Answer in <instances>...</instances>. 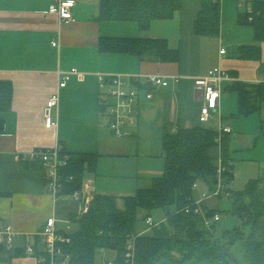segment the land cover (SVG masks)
<instances>
[{
  "label": "crops",
  "instance_id": "obj_1",
  "mask_svg": "<svg viewBox=\"0 0 264 264\" xmlns=\"http://www.w3.org/2000/svg\"><path fill=\"white\" fill-rule=\"evenodd\" d=\"M57 1L0 0V79L13 83L11 107L3 114L5 128L0 134V219L17 233L15 248L0 251V264H40L37 256L25 253V247L33 245L44 255L37 233L47 219L55 217L59 229L70 234L79 229L77 219L85 213L81 201L68 195L55 198L49 192L40 164L19 159L37 148L60 145L71 152L97 154L96 170L85 177L97 193L111 195L105 186L98 190L100 176L152 181L163 173L166 125L193 128L215 120L212 127L218 131L230 127V135L235 136L232 143L240 147L230 154L234 175L230 189L235 191L240 180L246 185L250 179L264 177V97L258 110L236 116L239 95L229 88L237 80L264 81V42L260 43L261 60L239 57V46L255 44V38L251 26L252 32L241 29L245 25L238 23V16L243 11L235 0L220 2V29L215 35L199 34L195 29L204 0H181L172 17L156 18L145 29L136 20H101V0H74L75 20L61 21L49 13ZM106 37L163 38L179 50L180 59L161 61L151 55L103 50ZM250 39L253 42H247ZM55 40L58 46L53 45ZM222 48L225 54L220 53ZM72 68L86 72V79L72 77L65 87H59V71ZM215 68L227 71L232 80L222 82L219 106L203 123V92L195 87L194 79ZM98 73L157 74L166 77L169 85L154 89L151 99L141 92L137 123L130 135L119 137L100 111ZM54 93L59 95V105L51 116L57 125L47 127L45 107ZM211 153L218 162L221 143ZM207 191L208 185L199 183L194 198ZM215 198L207 199L206 206L218 209ZM116 203L125 207V201L116 199ZM110 253L116 255L111 261L117 262L118 252L106 248L97 250L95 264H105Z\"/></svg>",
  "mask_w": 264,
  "mask_h": 264
},
{
  "label": "trees",
  "instance_id": "obj_2",
  "mask_svg": "<svg viewBox=\"0 0 264 264\" xmlns=\"http://www.w3.org/2000/svg\"><path fill=\"white\" fill-rule=\"evenodd\" d=\"M181 6V0H101V20H136L140 28H147L156 18L172 17ZM253 19L241 12L238 23L251 26L257 42H264V0H254ZM199 34H218L220 29V2L204 0L203 8L195 22ZM101 48L128 51L141 57L153 56L161 61H178L180 53L168 45L166 39L153 37H106ZM239 57L261 60V45L239 46ZM264 68V62L262 63ZM239 95L236 116L248 115L259 109L264 97L263 82L234 81L229 85ZM13 97V83L0 79V134L4 132V112L9 110ZM219 131L212 126L193 128L164 127V170L153 178L151 186L140 188L133 195L124 197L125 207L119 208L113 195L97 193L89 210L78 218L79 229L66 234L70 242L63 244L71 254V264H95L98 249L118 252L116 264H124L127 245L132 234L135 240V264H158L170 258L173 264H264V177L250 179L243 190L231 191L234 199L233 214L240 225L224 230L215 237L212 229L204 228L202 218L193 210L195 183H206L212 190L216 182L218 162L211 152L219 145ZM230 133L221 139L222 163L230 160ZM62 156L68 155L64 176L73 178L66 182L65 193L83 187L85 175L94 172L98 156L90 152H71L62 147ZM40 164V162H33ZM226 182L233 179V165L223 173ZM204 208L209 216L218 209ZM163 209L164 221L144 232L138 227L139 212L144 210V222L151 211ZM248 228V232L245 229ZM242 244L245 262L231 261L229 248ZM0 251H9L0 244ZM231 262V263H229Z\"/></svg>",
  "mask_w": 264,
  "mask_h": 264
},
{
  "label": "built area",
  "instance_id": "obj_3",
  "mask_svg": "<svg viewBox=\"0 0 264 264\" xmlns=\"http://www.w3.org/2000/svg\"><path fill=\"white\" fill-rule=\"evenodd\" d=\"M221 2L222 0H213ZM239 7H244L243 12L252 20L254 13V0H235ZM76 2L74 0H58L53 4L49 13L57 15L61 21H74L73 8ZM58 40L53 42L54 46H58ZM225 48H222L220 53L225 54ZM59 87H65L72 77H76L79 81L86 79L87 73L72 68L68 71H59ZM99 85V107L101 113L105 115L108 125L116 136L124 137L131 134L137 123L138 105L140 102L141 92L144 93L147 99L154 97V89L158 87H166L169 81L166 77L157 74L151 75H133L125 76L123 74H106L98 73ZM144 77V80L142 78ZM232 80L231 75L221 68H215L209 72L207 76L197 77L194 79L196 88L203 92L204 105L200 115L201 122L210 120L213 111L217 110L219 101L222 96V82ZM59 105V95L54 93L47 101L45 107V124L47 127L57 125L51 116L53 108ZM230 127H221L217 140L219 144L224 135L231 133ZM62 146L42 147L37 148L30 154L20 155V160H30L40 162L45 171L48 190L55 197L68 195L74 200L81 201L84 205V211L87 212L94 200L97 192L90 180L84 178L83 187L75 190L72 193H65V184L73 178L72 175L64 176L62 169L67 165L68 155L62 156ZM233 165L231 160H228V166L222 163V157L218 161V170L216 182L212 190L204 192L199 199H195L194 206H188L186 211L193 210L202 218L204 228L212 229V226L221 219V214L218 212L214 216H209L204 208L205 201L211 197H220L226 195L230 197V183L226 182L223 173L228 169L231 171ZM198 182L193 185L196 189ZM146 224L148 228L157 226L152 216L147 217ZM214 230V229H212ZM41 244L45 247L44 255L40 254L33 245L25 247L27 255H35L38 257L40 264H71V254L66 252L63 244L70 242V237L66 235L57 226V219L50 217L47 219L43 228L37 233ZM16 231L13 230L10 224H5L0 219V244L7 250L15 248ZM138 235L130 236L124 264H135V240ZM105 264H116V261H107Z\"/></svg>",
  "mask_w": 264,
  "mask_h": 264
},
{
  "label": "rangeland",
  "instance_id": "obj_4",
  "mask_svg": "<svg viewBox=\"0 0 264 264\" xmlns=\"http://www.w3.org/2000/svg\"><path fill=\"white\" fill-rule=\"evenodd\" d=\"M244 10V7H242V11ZM241 29H245L244 31H251V27L248 25L241 26ZM248 29V30H247ZM247 42H253V39H250V41ZM255 44H260L256 40L253 42ZM214 126L216 125L215 120H213L211 123H208L207 126ZM230 144H229V153L233 154L235 151L240 150V147H235L232 143V139L235 138L234 135H230ZM249 156H252L251 154H248ZM129 172V171H128ZM100 176L98 179V190L102 189L103 186H105V189H107V193L115 196L118 201H124V197L128 195H133L137 192L140 188H147L151 186V182L149 178H137L136 176L130 177H102ZM232 181V180H231ZM231 183V182H230ZM243 181L240 180V183H238L235 186V191H241L244 188ZM231 190V189H230ZM232 191V190H231ZM215 199H218L219 202V213L221 214V219L217 222L216 228L213 230V233L215 237L220 236L221 232L224 230H232L240 225V220L233 214V207H234V199L233 197H227L223 194V196L216 197ZM146 212L144 210H141L139 212V223L138 227L140 229L147 228L146 222H144V216ZM151 215L155 222H162L164 221L167 223V213L163 209H155L151 211ZM245 232H248V228L245 229ZM229 253L231 256V261L235 260L237 262H245V256L242 249V244L240 241H238L237 244L232 245L229 248ZM116 255L112 257L111 253L110 255H106V259L112 260L115 259ZM231 263V262H229ZM158 264H173V261L170 258H165L158 262Z\"/></svg>",
  "mask_w": 264,
  "mask_h": 264
}]
</instances>
